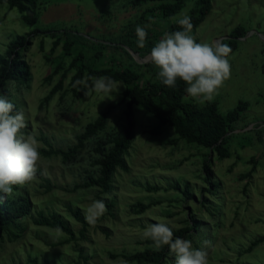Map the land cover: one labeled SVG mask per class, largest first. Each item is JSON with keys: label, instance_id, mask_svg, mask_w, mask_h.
<instances>
[{"label": "rangeland", "instance_id": "obj_1", "mask_svg": "<svg viewBox=\"0 0 264 264\" xmlns=\"http://www.w3.org/2000/svg\"><path fill=\"white\" fill-rule=\"evenodd\" d=\"M40 2L43 4L38 8L37 22L33 26L21 21L16 8L0 5V52H4L15 35L33 32L35 28L62 30L70 27L87 40L114 45L116 37L125 30L146 25V30L159 32L157 40H160L166 33V26L174 21L173 17L188 12L194 4V0H189L173 17L140 22L138 17L144 7L135 8L125 0ZM237 25L245 27L247 32L229 54L230 78L213 100L221 114L234 109L239 102H246L247 107L240 111L233 123V134L227 144L230 155L220 159L211 152L209 156L210 179L219 181L214 193L202 191L208 187L203 178V163L210 149L182 139L172 143L176 133L169 125L160 135H149L145 130L155 124V119L140 107L134 106L132 118L125 119L127 107L120 104L124 89L121 81H118L121 83L118 92L112 93L113 99H103L102 94L94 92L74 97L68 89L70 70L63 78L62 88L40 108L42 98L57 84L70 58H65L66 63L53 73L57 66L54 60L62 52V41L53 48L55 38L46 36L47 33L39 32L33 38V44L26 52L31 79L27 87L20 88L18 97L20 110L25 113L27 134L35 135L39 148L43 146L38 139L41 133L47 136L53 147L73 143L74 135L103 112L108 115L105 131L109 134L121 132L125 123L132 120L135 138L125 157L127 170L119 168L116 171L108 193L94 187L72 190L74 183L85 177L80 165L89 168L88 160L64 167L58 158L41 155L38 169L53 187L45 192L38 178L29 183L27 188L34 204L32 213L40 208L56 211L68 222L75 235L61 244L59 242L67 235L61 232L58 236L56 230L37 226L28 217L20 238L1 244L0 264H32L28 260L29 254L36 256L38 264H135L120 254L141 251L149 246L147 240L141 238L148 224L164 221L171 228H178L184 225L183 220L190 214L200 222L201 233L209 237L199 244V249L207 252L209 264H264V243L249 253H240V249L254 238L264 236V0H211L210 11L192 35L197 42H222ZM109 51L113 50L109 48ZM85 54L90 59L93 51L86 50ZM148 54L143 57L150 60ZM123 58L126 55L123 54ZM153 68L156 69L154 65ZM184 100L197 106L206 103L200 104L187 94ZM86 149L87 145L83 152L85 157L91 158L92 151L85 154ZM185 182L189 183L194 196L191 200H185L181 193L170 187L179 183L183 188ZM148 185L161 189L147 190ZM97 194L104 201L113 200V205L107 207L95 224L87 222L85 238H82L79 234L82 226L69 215L66 205L79 207L85 217L84 210L93 199H99ZM201 197L206 198L205 205L200 203ZM137 201L152 202L153 205L137 214L130 208ZM212 206L216 210L209 213L207 208ZM205 241L210 243L205 244ZM110 253L116 257H111Z\"/></svg>", "mask_w": 264, "mask_h": 264}, {"label": "trees", "instance_id": "obj_2", "mask_svg": "<svg viewBox=\"0 0 264 264\" xmlns=\"http://www.w3.org/2000/svg\"><path fill=\"white\" fill-rule=\"evenodd\" d=\"M125 1L135 8L144 7L143 12L138 17L139 21L142 22L146 20L152 21V19L159 17L163 19L173 17L187 5L189 0ZM150 3H153V5L150 6ZM42 4L43 2H40V0H0V5H6L9 9L16 8L21 21L29 26L36 24L38 8L40 9ZM210 8L211 0H194V4L187 12L192 19L193 30L202 22ZM135 28H129V30H125L123 34L116 37L117 43L115 42L116 44L114 45L87 40L70 27L62 28V30H53L51 28L39 30V28H35L33 32L17 34L9 40L4 52H0V95L12 101L16 105V109L20 110L19 90L22 86L27 87L31 79V70L26 58V52L33 44V38L39 32H42V34L47 33L46 36L55 38L52 42L53 48L60 43V40L62 41V52L54 60L57 66L53 73H57L61 69V65L66 63L65 58H70V60L57 84L42 98L40 108L45 106L54 94L62 88L63 78L66 77V73L70 70L72 73L68 89L74 97L83 94L78 87H73V85L76 80L83 78L85 74L93 76L106 75L117 82L121 81L124 84V89L121 92L120 104H126L125 119L132 118L134 106L140 107L155 119V124L145 130L149 135H160L164 127L169 125L176 133V137L171 139L172 143L182 139L187 143L210 149V152L206 153L203 163V178L208 182V187L202 188V191L214 193L219 181L215 178L210 179L208 173L209 156L211 152H214L220 159L230 155L227 144L233 134V123L238 119L240 111L247 107V103L239 102L234 109L229 110L226 114H221L218 111L217 102L214 100L206 102L203 106H197L192 102L185 101L186 84L182 80L178 79L174 88L163 85L156 78L158 69H154L152 63H136L123 46H129L143 57L159 41L157 40L159 32L148 29L146 30L148 35L145 47H138ZM177 30L182 29L174 21L166 26V32ZM246 32L247 29L245 27L237 25L230 31L229 37L222 39V43L229 45L233 51L236 48L238 39L244 37ZM41 42L42 40H40V44ZM109 48L113 51H109ZM86 50L93 51L90 59L86 57ZM123 54L126 55V58H123ZM47 57L49 58V56ZM262 72L264 74V64L262 65ZM50 77L51 75H49L48 79ZM107 120V113L99 114L95 119L89 121L81 132L74 135L73 143L63 147H53L43 133L38 137L43 142V146L38 149L40 154L46 158H58L64 167H71L88 160L89 168L84 164L80 165L86 174L85 177L80 182L74 183L72 190L94 187L103 193H108L111 190V183L116 171L119 168L127 170L125 157L135 138L134 122L130 120L125 123L121 132L109 134L108 131H105ZM27 132V127L22 129L23 134H27ZM228 132H231V134L225 135ZM86 145L85 154L92 151L93 156L91 158H86L83 153ZM252 162H254V159ZM91 167L92 169H90ZM37 178L42 181L41 186L45 187V192L52 189L51 181L43 175L40 169L37 171ZM28 185L26 184L23 187L13 186V191L16 193L14 196H4L3 193H0V197H2L0 199V246L5 241H15L21 237L26 229L24 221L28 217L37 226L54 230L60 229L62 233L68 236L64 241L59 242L61 244L73 239L74 231L70 228L68 222L56 211L40 208L35 209V212L32 213L34 204L27 188ZM170 187L181 193L185 200H191L194 197L187 182L184 183L183 188H181L179 183H174ZM146 189L159 190L161 187L148 185ZM205 202L206 198L201 197L200 203L205 205ZM105 203L109 208L113 205V200H110V202L105 201ZM151 205H153L152 202L151 204H144L137 201L131 204L130 208L134 213L139 214ZM66 208L69 215L81 224L82 227L79 230V234L82 238H85L87 221L82 215L81 209L71 204H67ZM207 209L209 213H213L216 207L212 206ZM183 222V226L172 228L174 237L190 240L193 247L199 249V244L209 239V237H206L199 230L200 222H197L194 214L185 217ZM146 242L149 246L143 250L121 253L120 256L135 264H174V256L168 251L167 246L160 251H153L152 242L150 240ZM261 243H264V236L254 238L245 248L240 249V253H249ZM79 252L80 256H82L81 248ZM110 256L116 257L113 253H110ZM28 260L32 264H38L36 256L31 254H29ZM47 264L49 263L47 262Z\"/></svg>", "mask_w": 264, "mask_h": 264}, {"label": "clouds", "instance_id": "obj_3", "mask_svg": "<svg viewBox=\"0 0 264 264\" xmlns=\"http://www.w3.org/2000/svg\"><path fill=\"white\" fill-rule=\"evenodd\" d=\"M182 30L166 32L149 52L150 62L158 69L156 78L167 87H175L176 81L186 84L185 92L200 104L211 102L224 82L230 78L231 65L229 54L232 49L221 41L197 42L192 35L193 23L187 12L173 17ZM146 25H137L135 33L137 46L145 47ZM121 83L110 76L85 74L75 81L85 96L93 92L102 94L103 99H113L112 93L118 92ZM102 99V100H103ZM27 127L24 111L0 95V193L14 196L13 186L23 187L36 180L41 162L39 142L33 134H23ZM2 199V197H0ZM107 211L102 199H93L84 210L85 220L95 224ZM59 236L60 229H56ZM142 239L150 240L153 251L167 246L174 256V264H209L207 252L194 248L192 242L174 237L167 222L158 221L148 224ZM205 241V244H209Z\"/></svg>", "mask_w": 264, "mask_h": 264}, {"label": "water", "instance_id": "obj_4", "mask_svg": "<svg viewBox=\"0 0 264 264\" xmlns=\"http://www.w3.org/2000/svg\"><path fill=\"white\" fill-rule=\"evenodd\" d=\"M244 37H241L239 39H243ZM127 51L132 55V57L138 62V63H147L149 62L150 60L149 59H145L144 57H141L139 55L138 52L134 51L133 49H131L129 46L127 45H123ZM230 132L226 133L225 135H228Z\"/></svg>", "mask_w": 264, "mask_h": 264}]
</instances>
